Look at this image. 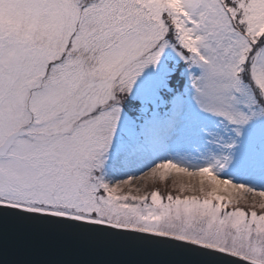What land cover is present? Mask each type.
<instances>
[{
  "label": "snow or ice",
  "instance_id": "snow-or-ice-1",
  "mask_svg": "<svg viewBox=\"0 0 264 264\" xmlns=\"http://www.w3.org/2000/svg\"><path fill=\"white\" fill-rule=\"evenodd\" d=\"M256 138L264 0H0V206L196 246L140 242L168 264H264ZM172 171L198 187L140 183Z\"/></svg>",
  "mask_w": 264,
  "mask_h": 264
},
{
  "label": "water",
  "instance_id": "water-1",
  "mask_svg": "<svg viewBox=\"0 0 264 264\" xmlns=\"http://www.w3.org/2000/svg\"><path fill=\"white\" fill-rule=\"evenodd\" d=\"M147 240L196 248L166 238L0 206V264H168L177 258L140 243Z\"/></svg>",
  "mask_w": 264,
  "mask_h": 264
},
{
  "label": "rangeland",
  "instance_id": "rangeland-1",
  "mask_svg": "<svg viewBox=\"0 0 264 264\" xmlns=\"http://www.w3.org/2000/svg\"><path fill=\"white\" fill-rule=\"evenodd\" d=\"M259 125L253 123L249 126L248 129L245 130L244 137L240 142V146L236 149L237 154V163L233 165L232 169L230 170L229 174L232 175L233 179L237 182H252L259 178V171L257 170L253 173L251 170L247 169L243 164L242 160L245 159L246 154L249 150L250 144L252 143V137L254 136L256 130L258 129ZM257 157H259L261 152H264V143H262L259 138L255 139L254 144L252 145ZM173 181H183L185 184L189 182H194L198 187L199 178H190L185 174H178L174 171L166 173V177L164 180H160L159 176L153 177H146L142 178L140 183L145 187L147 190L151 191L154 188H159L161 193H166L167 191H172L175 195L178 192V188L173 187ZM133 183H137V181H133ZM191 194V193H185ZM241 196L247 195L246 193H240Z\"/></svg>",
  "mask_w": 264,
  "mask_h": 264
}]
</instances>
